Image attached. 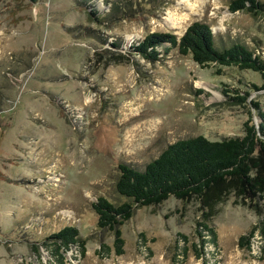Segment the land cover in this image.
Instances as JSON below:
<instances>
[{"label":"rangeland","instance_id":"1","mask_svg":"<svg viewBox=\"0 0 264 264\" xmlns=\"http://www.w3.org/2000/svg\"><path fill=\"white\" fill-rule=\"evenodd\" d=\"M259 1L252 12L230 10V0H0V264H264V201L257 209L231 194L213 203L217 246L204 245L201 257L196 200L137 207L121 226L122 254L90 204L99 195L122 200L120 162L141 168L178 138L242 135L245 121H259L257 71L200 65L177 48L158 46L153 61L128 48L200 20L224 44L264 51ZM116 2L129 5L117 12ZM65 224L78 228L86 250L71 246L60 263L39 240ZM253 226L249 247L240 246ZM101 243L111 250L98 252Z\"/></svg>","mask_w":264,"mask_h":264},{"label":"trees","instance_id":"2","mask_svg":"<svg viewBox=\"0 0 264 264\" xmlns=\"http://www.w3.org/2000/svg\"><path fill=\"white\" fill-rule=\"evenodd\" d=\"M128 5L116 2L114 11H125ZM228 7L230 10L256 12L263 5L259 0H230ZM89 13L95 20H100L95 10ZM111 45L118 47L115 41ZM158 46H163L161 51L164 54L171 48H177L180 54H189L200 65L217 63L257 71L263 82L260 86H253L264 88V51L260 45L257 43L254 47L239 40L224 44L208 23L193 21L179 36L173 32L146 33L128 48L153 61L161 57ZM253 104L257 106L256 102ZM258 116V122H244L242 135L215 140L202 134L178 138L168 143L141 168L126 162L118 163L114 187L122 200L112 201L99 195L90 203L97 215L96 226L101 230H109L113 236L114 253L124 252L121 226L134 210L139 206L158 204L170 196L183 201L193 199L199 203L202 211L201 218L196 221V232L201 246L196 248V244L193 245L197 257L202 256L204 245L217 246L216 231L208 222L213 203L232 194L242 200L256 201L252 204L259 209V202L264 201V111L259 109ZM254 230L255 226L247 233L240 234L238 244L248 248ZM259 232L263 240L261 248L264 250L263 221ZM182 237L186 240L185 235ZM39 243L60 263L63 262L64 252L71 246H76L80 255H84L86 250L85 240L74 224H65L51 231ZM38 246L33 244L35 250H38ZM101 250L109 252L111 249L101 243L98 252Z\"/></svg>","mask_w":264,"mask_h":264}]
</instances>
